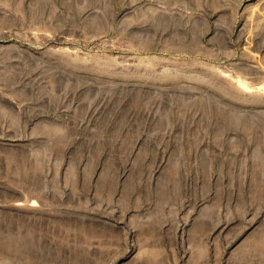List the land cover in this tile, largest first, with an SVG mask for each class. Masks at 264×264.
Segmentation results:
<instances>
[{"label": "rangeland", "instance_id": "obj_1", "mask_svg": "<svg viewBox=\"0 0 264 264\" xmlns=\"http://www.w3.org/2000/svg\"><path fill=\"white\" fill-rule=\"evenodd\" d=\"M0 264H264V0H0Z\"/></svg>", "mask_w": 264, "mask_h": 264}, {"label": "bare ground", "instance_id": "obj_2", "mask_svg": "<svg viewBox=\"0 0 264 264\" xmlns=\"http://www.w3.org/2000/svg\"><path fill=\"white\" fill-rule=\"evenodd\" d=\"M20 205V204H19ZM22 206V205H21ZM32 206H34V205H32ZM52 245V244H51ZM55 245V244H54ZM51 247V246H50ZM53 247V246H52ZM47 248H48V246H47ZM60 249V248H59ZM46 251V250H45ZM56 256V255H55ZM54 256V257H55ZM43 257V256H42ZM48 257V256H47ZM44 259V258H43ZM46 259H48V258H46ZM53 259V258H52Z\"/></svg>", "mask_w": 264, "mask_h": 264}]
</instances>
